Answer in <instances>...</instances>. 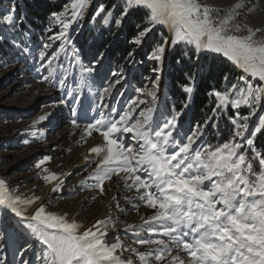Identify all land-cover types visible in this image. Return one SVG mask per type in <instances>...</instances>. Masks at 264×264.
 Segmentation results:
<instances>
[{
  "label": "snow or ice",
  "instance_id": "obj_1",
  "mask_svg": "<svg viewBox=\"0 0 264 264\" xmlns=\"http://www.w3.org/2000/svg\"><path fill=\"white\" fill-rule=\"evenodd\" d=\"M252 3L236 0L226 12L200 0H113L95 5L90 19L110 32L122 30L134 15L146 20L129 41L135 48L127 53V61L143 64L135 60V49L151 43L146 59L154 66L152 75L145 77L147 83L135 88L123 104L117 99L124 97L117 86L123 87L128 79L123 70L109 69L92 93L94 100L86 110L95 115L85 133H98L103 143L89 149L97 158L87 161L96 164L90 178L103 194L105 181L119 176L125 190L136 193L125 201L135 199L139 203L133 207L144 206L152 214L141 217L139 225H126L123 231L134 237L126 244L119 234L109 238V229L117 223L110 217L81 231L80 223L44 206L27 215L26 206L35 200L13 194L0 179V212L4 218H15V227L30 233L40 245L37 254L33 243L25 240L13 253L19 260L9 262L8 228L0 223V264H33L29 254L39 264H264V148L257 143L258 137H264V40L255 38L264 29L244 26L247 34H238L244 30L241 20L254 11ZM92 5L93 0H72L61 11L51 12L50 35L39 45L38 55L26 24L27 4L21 6V0H15L0 12V29L12 33L8 44L16 50L10 63L21 57L38 60L45 73L41 81L63 92L59 103L69 109L75 127L85 115L83 82L93 73L99 76L104 67L103 54L83 66L70 34ZM55 25L59 26L56 31ZM156 32L159 40H155ZM5 39L0 33V43ZM70 46L74 64L65 68L61 57H68ZM177 47L193 50L197 60L202 53L218 55L242 70L237 83L208 93L214 98L211 115L187 128L181 118L190 109L194 84L182 86L185 101L179 109L160 111L156 103L166 53ZM75 65L82 69V85L69 88L68 76ZM230 110H234L231 115ZM49 115L39 116L33 126ZM221 118L231 126L229 138L214 145L206 137L210 129L220 135ZM50 160L46 157L36 167L44 173L45 182L57 181L53 191H60L63 180L43 167Z\"/></svg>",
  "mask_w": 264,
  "mask_h": 264
},
{
  "label": "rangeland",
  "instance_id": "obj_2",
  "mask_svg": "<svg viewBox=\"0 0 264 264\" xmlns=\"http://www.w3.org/2000/svg\"><path fill=\"white\" fill-rule=\"evenodd\" d=\"M55 1L64 3L63 8L72 2V0ZM235 1L200 0L203 4L215 7H218L220 3L227 5ZM256 1L258 0H253L250 7L253 4L255 5ZM11 2H15V0H11ZM112 2L113 0H93L92 7L86 9L83 18L79 20V26L74 24L73 29L70 30V34L73 35L75 48L79 50L80 62L83 66H87L91 60L103 54L102 63L104 67L101 69V74L97 76L93 73L86 82H83L85 86L82 88L81 99L85 115L79 119V127L72 125L69 109L59 103L63 92L58 87L53 86V84L41 81V75L45 73L43 69H39L38 60L31 57H21L19 62L10 63L11 60L16 58V50L8 44V38L12 36V33L8 32L7 29H0V33L6 37L2 42L5 49L3 53H0V65L8 64L7 67L0 66V179L6 181L13 194L19 195L23 199L35 200V203L26 206V214L29 216L38 207L44 206L49 212L57 215H66L70 221L75 220L80 223L82 225L81 231L91 228L97 221L108 220L110 217L117 223L115 229H109V238L114 234H119L126 244H131L134 237L130 233L123 231L126 225L141 224V217L147 218L152 214V210L146 209L144 206H140L137 210L133 207L139 203L135 199L131 200L130 203L125 201V197H134L136 193L135 191H126L125 185L119 176H113L110 181H105L104 192L101 194L99 188L94 186L95 181L90 178L96 168V164L87 163V161L97 159L94 154H89V149L103 143L102 137L98 133L93 132L91 136H88L85 133V128L95 115L94 111H87L86 109L89 103L94 100L92 93L100 87L104 75L108 73L109 69L112 71L123 70L127 75L128 79L123 87L117 86L120 91L124 92V97H117L120 103L123 104L126 99L135 94V88L142 87L147 83L143 68L145 67L146 72L149 73L148 76H151L150 69L154 66L152 62L146 59L147 52H144L148 50L146 45L142 49H135V60H143V64L132 65L126 63V66H121L116 61L112 64L109 63V51H111L114 43L118 40L121 30L112 32L105 30L96 19H90V17L95 5L100 3L111 4ZM116 2H119V0H116ZM8 3L10 4L7 0H0V12L9 6ZM256 16L253 11L250 14H246L241 20L244 30L238 33L239 35L247 34L246 27H249L254 22ZM26 24L28 25V22ZM28 27L32 32V45L37 50L34 55H38L39 45L50 35L47 31L48 27H45L40 32L34 31L29 25ZM58 28V25L53 26L54 31L58 30ZM160 31L164 32L165 35L168 34L164 28H161ZM103 36L107 37V39L111 38V41L107 43V45L109 44L108 46L106 45L107 48L102 45L105 47L98 54H95V50H91L93 43L99 42ZM159 36L160 33L156 32L155 40H159ZM263 37L264 31H261L257 33L255 38L261 40ZM78 40H81V42H78ZM175 54H179L181 59L185 60L186 65L183 62H178L179 67L183 69V75L186 76L188 84H194L196 89L190 101V109L187 111L186 116L181 118L185 128H187L191 124L190 114L194 109L198 84L202 78L201 76H205L207 73L205 64L213 58H217L219 63L230 64L232 71L227 75L228 80L225 81L224 79L222 86L215 88V90L221 91L227 89L231 83H237L238 78L242 75V70L218 55L202 53L200 54L201 58L197 60L193 50L177 47V49L166 53L162 66L160 74L161 87L156 102L160 111L167 112L179 109L185 101V93L180 99L171 95L172 84L168 81L166 75L169 62ZM205 60L206 63H204ZM61 61L65 68H68L70 63L74 64L71 46L69 47L68 57L62 56ZM81 71L82 69L78 65H75L70 71L67 81L69 88H78L82 85ZM190 71L194 72L193 77H190ZM108 79H111V77H108ZM180 85L182 91L184 84ZM89 87H91L92 92H89ZM113 95L115 96V91ZM209 111L210 106L207 107L205 112L199 113V115L194 117V123L200 122L206 116L211 115ZM233 111L230 110L228 114L231 115ZM246 111V109H241L242 114L246 113ZM46 113H50L48 120L33 126L34 121ZM230 127L228 121L221 118L219 120L220 135L217 136L215 130L210 129L206 137L207 141L214 145L223 143L229 138ZM263 141L264 137H258L257 143L260 146L263 145ZM46 157H51V160L47 161L43 167H46L49 172L57 173L60 180L64 182L60 191H53L57 181L45 182L42 178L44 173H42L40 168L36 167V164ZM63 176L66 177L62 179ZM36 197H39V199L36 200ZM117 201L119 202V207H117ZM121 209L124 211H121ZM0 223L8 228L10 239L5 252L9 262L13 261V259L19 260V257L13 256V253L21 244H24L25 240L32 242L34 249L39 254L40 245L35 243V237L16 228L15 218H4L3 213L0 212ZM109 242H114V240L109 239ZM133 246L135 247L136 245L133 244ZM140 250L143 251L144 248L141 247ZM175 254L174 252L173 255ZM128 255L129 253H124L125 257ZM28 259L33 264H39V261L35 260L31 254H29Z\"/></svg>",
  "mask_w": 264,
  "mask_h": 264
},
{
  "label": "trees",
  "instance_id": "obj_3",
  "mask_svg": "<svg viewBox=\"0 0 264 264\" xmlns=\"http://www.w3.org/2000/svg\"><path fill=\"white\" fill-rule=\"evenodd\" d=\"M7 1L11 3V0ZM54 1L55 0H21V6L24 4H27L28 6L26 22H28V25L31 26L34 31L40 32L43 31L45 27L47 28L51 21L50 13L59 12L63 9L64 3L61 1ZM144 23L145 20L142 17L135 15L127 21L125 28L119 33L118 40L114 43L111 51H109L110 64L116 61L121 66H126V63H128L127 53L135 48V46L129 41L136 34L137 26H142ZM110 41L111 38L107 39V37L103 36L99 42L96 44L93 43L91 50H95V54H98L103 47L107 45V43H110ZM78 42H81V40H78ZM4 47V44L0 43V53H3L5 49ZM150 48V44H147L146 49L148 50L144 52H147L148 54ZM178 62H183L186 65L185 60H182L179 54L173 55L171 61L169 62V68L166 75L168 77V81L172 84L170 89L171 95L180 99L183 95V92L180 89V84L186 85L188 84V81L186 80V76L183 75V69L179 67ZM204 63H206V60ZM205 65L207 67V73L205 76H201L202 78L197 87L194 109L190 114L191 123H194V117L199 115V113L205 112L208 106H210V109L213 107L214 98L210 97L208 93L215 88H220L223 84L224 77L232 71L230 64L225 62L219 63L217 58L210 59V61ZM145 69L146 68L144 67L143 73L147 77L149 73H147ZM189 73L190 77L194 76V72L190 71ZM261 147L264 148V141Z\"/></svg>",
  "mask_w": 264,
  "mask_h": 264
},
{
  "label": "bare ground",
  "instance_id": "obj_4",
  "mask_svg": "<svg viewBox=\"0 0 264 264\" xmlns=\"http://www.w3.org/2000/svg\"><path fill=\"white\" fill-rule=\"evenodd\" d=\"M234 3H229L227 5H224V4L220 3L218 5V8L223 9L224 11H227L228 8H229V6L233 5ZM253 12L257 16H256L254 22L252 24H250L249 27H251V28H262V29H264V0H258V1H256L255 8H254V11ZM261 40H264V37ZM65 177L66 176H63L62 179L65 178Z\"/></svg>",
  "mask_w": 264,
  "mask_h": 264
}]
</instances>
